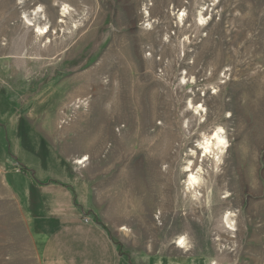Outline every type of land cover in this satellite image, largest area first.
<instances>
[{"label": "rangeland", "instance_id": "obj_1", "mask_svg": "<svg viewBox=\"0 0 264 264\" xmlns=\"http://www.w3.org/2000/svg\"><path fill=\"white\" fill-rule=\"evenodd\" d=\"M38 5L50 43L20 18ZM217 127L229 145L212 170L199 142ZM24 130L87 185L129 264H264V0H0V264H41L17 177L30 149L12 143ZM191 149L198 199L183 191Z\"/></svg>", "mask_w": 264, "mask_h": 264}, {"label": "crops", "instance_id": "obj_2", "mask_svg": "<svg viewBox=\"0 0 264 264\" xmlns=\"http://www.w3.org/2000/svg\"><path fill=\"white\" fill-rule=\"evenodd\" d=\"M22 132L24 141L16 138L19 134L15 131L12 143L17 149L22 143L30 149L23 162L33 167L31 176H16L29 181L21 195L32 229L42 238L41 264H129L128 256L119 252L112 236L93 218L87 185L64 160L54 157L59 167L55 169L53 162L46 166L44 156L32 148L33 137Z\"/></svg>", "mask_w": 264, "mask_h": 264}, {"label": "bare ground", "instance_id": "obj_3", "mask_svg": "<svg viewBox=\"0 0 264 264\" xmlns=\"http://www.w3.org/2000/svg\"><path fill=\"white\" fill-rule=\"evenodd\" d=\"M26 1L27 0H19V3L24 4ZM217 1H219V0H216V2ZM199 3H198V5H199ZM202 4L204 5V3H202ZM70 11H71V9L69 8V6L66 5V4H63L62 5V9L59 10L60 20L57 21V23H59L61 25L65 24L66 23V18L71 15ZM148 14H149V12H148ZM200 14H202V13H200ZM202 15H199V17H198V20H197V23H196V26H198V27L206 25L204 17ZM42 17L45 18V12L43 10V7L41 5H38L35 8H33L31 11L23 12L22 16L20 18L23 20V23L25 24V27H27L28 29H32L33 35H34L35 38H37L38 41H40V38L43 39V40L48 38L47 39L48 40L47 43H50L51 42L50 27L48 25H46V24H41L39 22L42 19ZM183 18L184 17H182V16L179 17V19H178L180 21L179 24H182V22L184 20ZM61 25H59V26H61ZM183 25H184V23H183ZM72 27L74 29V32H76L75 30L79 29V28L76 27L75 23H74V25H72ZM200 28H202V27H200ZM70 32H71V30H70ZM55 34H57V33H55ZM54 39H55V37H54ZM215 46L217 47V45H215ZM117 53H119V52L117 51ZM207 54H209V55H213L214 54V47L213 46H212V48H209ZM116 56H118V55H116ZM213 57H215V56H213ZM220 62H221V60H220ZM115 98H116V96H115ZM191 108L195 110L194 113H196L197 115L199 114L200 117L203 116L201 114V111L203 110L202 109L203 105H199L198 107L192 106ZM223 131L224 130L221 127H217L215 129V131L211 133V136H210V134L209 135L203 134L202 135L203 141L199 142V146H201V148L203 149V153L202 154H203V157H204V159L201 160V163H203L205 160H209L210 156H212V158H213L212 161L214 163L213 166H212V170L215 169L216 163L219 162V160H220L219 152H222L223 149L225 147H227V145H229L228 140L226 139L225 134H224ZM175 135L177 136L176 132H173L172 136H175ZM188 152L189 153L186 154V157H187L186 159L187 160H186L185 164L182 167V173L185 175L184 180H183V191L186 194L188 193V194H191V195L198 196L197 198H195V199H198L200 194H197V189H198V187L201 186L202 174L205 171H204V167H203L202 164H199V165L197 164L198 158L200 157V155L198 154V151H197V154H196V149H191ZM149 158H150V156H148V150H147V148H145V158L144 159L146 161H149ZM86 160H87V158L85 157L83 160H79V161L76 160L75 163L82 164ZM147 165H148V163H147ZM222 222H223V224L225 226V229H227V231H231V232L235 231L230 212H226L225 215L222 216ZM175 244L179 248H185L186 249L188 247L186 239L184 237H180L175 242Z\"/></svg>", "mask_w": 264, "mask_h": 264}, {"label": "built area", "instance_id": "obj_4", "mask_svg": "<svg viewBox=\"0 0 264 264\" xmlns=\"http://www.w3.org/2000/svg\"><path fill=\"white\" fill-rule=\"evenodd\" d=\"M84 221L87 222V218H85Z\"/></svg>", "mask_w": 264, "mask_h": 264}]
</instances>
